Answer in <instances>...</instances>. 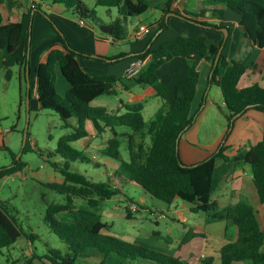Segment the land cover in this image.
<instances>
[{
	"label": "trees",
	"instance_id": "trees-1",
	"mask_svg": "<svg viewBox=\"0 0 264 264\" xmlns=\"http://www.w3.org/2000/svg\"><path fill=\"white\" fill-rule=\"evenodd\" d=\"M47 1L53 5H63L79 20H91L101 34L113 42L128 40L129 19L143 16L152 8L149 0H95L96 6L106 7L109 11L116 9L118 12L116 19L105 24L101 22L96 10L88 7L83 0ZM2 3L0 1V4ZM173 3V0H168L166 7L161 9L163 18L157 24V32L168 30L172 18L166 22V16L174 12ZM208 3L223 6L234 14L244 38L255 48L264 49V0H209ZM37 16L45 18L51 25L57 27L60 41L50 45L46 60L39 65L36 86L31 83L30 78V99L35 89L40 108L54 112L65 123L66 128L72 126L74 129L72 134L59 140L55 152V156L66 160L63 168L53 164L62 174L64 181L46 184L49 189L68 195L66 204L53 203L49 206L47 222L54 234L65 242L69 252L63 255L59 250L51 248L48 254L41 256L36 254L41 264H78L81 259L86 260L90 257L100 258L98 264H111L112 259H115L116 264H135L136 261L150 264H189L162 251L104 234L109 226L103 222L97 211L99 199L111 200L121 195L129 184L141 187L151 197L168 205L182 200L191 205L192 212L206 213L210 223L226 221L235 226L237 239L221 249V264L240 262L264 264V227L256 209L247 201L220 208L213 200L219 181L217 161L224 160L234 167L241 164L250 166L259 201L264 205V139L250 150L237 152L230 158L225 155L226 141L230 135L228 134L219 151L195 165L184 164L179 154V142L194 123L191 109L200 77L198 66L202 61L212 64L213 75L209 85L217 86L222 93L224 106L220 108L227 119L228 131L233 129L237 120L233 121V118L236 115H240L241 118L250 110L264 113V88L258 84L247 88L238 87L249 66L242 61L228 58L226 50L230 35L216 67L215 60L224 38L219 44H214L206 35L194 37L181 35L164 41L157 48H153L155 42L150 40L143 51L134 53L131 57H129L131 54L125 53L114 58L99 57L113 65L126 60H145L149 57L145 67L132 79L116 75H90L81 68L78 58L91 56L77 51L69 43L39 3L38 7L24 12L16 22L5 23L0 12V69L5 70L7 81L12 79L15 67L19 69L21 82L27 83L28 68L31 76L32 31ZM176 20L205 32L221 33L219 30L223 28L217 24L196 22L185 17ZM227 29L230 34V28ZM177 57L188 61V74L185 81L176 85L175 99L169 104L167 88L158 71L165 63ZM59 72L70 85L65 96L57 92ZM119 85L127 90L136 85L149 86L166 104L150 121H146L143 116L142 103L125 104L121 101L124 111L119 114H112L105 107L93 106V103L102 96H118ZM72 119L77 120L78 127L70 124ZM86 123L93 125V132L86 130ZM117 128H128L130 132L122 135ZM107 131L112 134V138L102 151V155L118 164L114 171L119 181L112 182L108 179V182H94L78 173H72L69 170V161L89 160L86 154L75 149L72 144L93 135L95 138L102 136ZM147 139L151 143L149 147L146 146ZM124 145L128 158L122 153ZM23 167L21 162L15 161L13 166L1 168L0 180L20 172ZM73 197L87 198L89 207L76 209L72 204ZM127 199L132 201L130 198ZM127 217L131 219V213L127 214ZM23 236L34 244L36 237L33 234L26 235L6 203L1 202L0 255ZM198 236L199 234L190 228L182 244H187ZM19 263V260H11L6 264Z\"/></svg>",
	"mask_w": 264,
	"mask_h": 264
},
{
	"label": "rangeland",
	"instance_id": "rangeland-1",
	"mask_svg": "<svg viewBox=\"0 0 264 264\" xmlns=\"http://www.w3.org/2000/svg\"><path fill=\"white\" fill-rule=\"evenodd\" d=\"M0 1L3 2L0 4V11L6 19L12 20H15L14 12L29 11L31 8L38 7V4L41 3L42 10L54 20L69 43L77 51L86 55H89L87 52L93 49H101L107 52L112 48L110 44L95 40L104 36L94 22L85 20L87 27H82L77 17L72 14V11L67 10L66 14L68 17L55 13L54 5L50 1ZM83 1L88 7L96 10L102 23H110L118 16L116 9H111L113 11V14H111L108 8L96 6L95 0ZM149 1L152 3L151 9L161 10L166 7L168 0ZM183 1L185 3L183 2L182 5L187 10L206 17L200 7L206 6L209 0ZM56 8H62L66 11L63 5H56ZM159 18L160 12H155L154 15L149 12L144 16L132 17L128 22V31L132 32L133 28L141 22L154 25ZM56 28L45 18L35 17L31 52L33 61H35L40 47L44 48L49 43L50 34L55 33ZM185 28H187L186 25L180 20L171 19L170 30L162 39L167 37L174 38L177 34L180 35V33L184 32ZM189 30L194 31L192 35L202 32L198 29ZM132 44H134L132 41L129 43L118 42V45L121 46L119 47L120 49L128 48ZM146 47L145 43L139 41V48L145 49ZM246 51L249 52L250 50L246 49ZM246 54L244 49L240 57L243 58ZM90 56L97 55L90 54ZM84 58H80L81 67L90 75H103L110 69L106 65H102L92 59L87 61ZM204 62L209 68L206 73H201L199 70L200 79L191 109L194 125L199 126L198 134L196 137L195 131L193 132L192 130L189 136L184 135L182 148L184 146H189L193 149H196V147L201 149L206 148V146L211 147L217 141L216 139L220 137L216 146V150L218 149L217 151H219L230 132L227 129L226 117L220 108L223 104L222 93L217 86L211 87L209 85L212 64ZM18 70L17 67L13 68V77L10 81H7L5 79V70L0 69V169L13 166L15 161L21 162L24 167L20 172L0 180V203H6L10 213L16 217L26 235L33 234L36 240L34 244H30V241L25 236L21 237L14 246L3 251V254L0 255V264H6L11 260H19V264H41L40 260L35 256L36 254L38 256L48 254L51 248L59 250L63 255L69 252L65 242L54 234L47 222L49 206L53 203L66 204L68 195L57 193L46 187V184L62 183L64 181L62 174L54 168L53 164H58L61 166L59 168H63L66 160L58 155L55 156V152L58 148L59 140L66 135L72 134L74 129L72 126L66 128L65 123L57 114L50 110L41 109L39 103L33 98L30 99L28 108V84L20 81ZM67 88L68 83L59 73L57 92L61 96H65ZM121 101L132 104L143 103L145 105L143 116L146 121L154 119L158 109L161 107V101L151 87H137L132 94L123 92L119 96L106 95L96 100L93 106L107 105L110 110L115 109L112 114H119L122 109L120 107ZM117 108L120 109L118 110ZM70 124L79 126L76 119H72ZM118 129L117 131L122 135L130 132L128 128H121L120 131ZM86 130L93 132V125L86 123ZM25 135L27 136L26 143L24 142ZM111 138V134H106L102 140L100 138L94 140V137H89L73 143L72 146L86 154L89 160L69 161V170L94 182H108V179L112 182L119 181L112 165L115 161L109 160L102 155V151L107 147ZM146 144L147 147L151 145L149 139H147ZM125 149L124 145L122 153L125 158H128ZM247 167L251 177L252 170L250 166ZM116 184L114 185L119 186ZM230 187L232 188V186ZM123 195H126V197ZM121 197L130 198L132 201H128V199L122 201L120 200ZM99 200L97 211L102 216L103 222L109 226V229L104 231L105 235H111L125 242L137 243L154 250L167 251L163 246V248L159 247V245H166L167 241L171 242L172 245L170 247L174 249L185 246L182 241L189 228L202 229L205 227L207 231L209 229V225L207 226L208 215L206 213L192 212L190 205L182 200H178L173 205H168L151 197L141 187L134 184H129L121 195L111 200ZM236 202L237 199H231L228 204ZM72 204L76 209L87 208L89 207V200L85 197H73ZM129 213L132 215L131 219L127 217ZM161 216H165V218H161ZM223 224L213 227L218 232H216L218 235ZM223 240L224 238L221 240H219V237L213 238L211 245H205L203 238L195 240L193 247L197 249L194 252V259L190 260L191 263L187 260L188 263L207 264L210 262L211 264H221L220 247L227 243ZM99 261L100 258L90 257L86 260L81 259L78 264H98ZM110 263L116 264L115 259H112ZM135 264H150V262L136 261Z\"/></svg>",
	"mask_w": 264,
	"mask_h": 264
},
{
	"label": "crops",
	"instance_id": "crops-1",
	"mask_svg": "<svg viewBox=\"0 0 264 264\" xmlns=\"http://www.w3.org/2000/svg\"><path fill=\"white\" fill-rule=\"evenodd\" d=\"M183 2L185 3V1H183V0H181L177 3H173L172 10L175 13H177V14H179V15L187 18V19L196 21V22H209V23L217 24L223 28H230V34H229L230 38H229V43L227 46L226 54L230 60L235 59L238 61H242L249 66L248 71L241 78L238 87L239 88H247V87H250L254 84H258L264 88V49L260 50V49L255 48L251 42L247 41L244 38L242 31H241V28L238 24V19L236 18V16L234 14H232L230 11H228L223 6H216V5H211V4L207 3L206 6L204 5L203 7H200V10L204 11V14L206 16V17H203L202 14H196V13H193V12L187 10L185 8V6L182 5ZM24 12H21V13L19 11L14 12L13 15L15 16V20L6 19L4 17L5 23L18 21L20 19L19 16L20 15L22 16V14ZM54 12L68 17V15L66 14L67 10L65 11L62 8H56V5H54ZM149 12L152 15H154L155 12L156 13L160 12V18L158 20H156L154 25H148L144 22H141L140 24L136 25L133 28L132 32H129V39L124 41L126 43L127 42L129 43L130 41H132V42H134V44H132L128 48L120 49L119 47H121V46L118 45V42L110 43V41H109L110 39H108L107 37L104 36L103 38H96L95 40L98 42L107 43V44L112 45V48H110L107 51L108 53L106 51L101 50V49L100 50L99 49H93L92 51L87 52V54H89V55L93 54V55H97L98 57H103V58H114L115 56L122 54V53L130 55V54H134V53L141 52L144 50L142 48H139V41L140 42L142 41L143 43H145L148 46L150 40H152L153 42H155L153 48H157L164 41L172 40L178 36H181L182 34H185L183 36H190V37L206 35L209 37L211 42L214 44H219L222 41V39L224 38V34H223V32H221V30H219V31L222 34L221 33L205 32L199 28L189 26L187 23L181 21L187 27V28H185L184 32L180 33V35H178L176 33L177 35L174 38L167 37V38L162 39V37L170 30V23H169V28L167 31L157 32L158 31L157 30V24L162 20L163 13L161 12V10H158V9H151L147 13H149ZM110 13L113 14V11L111 10ZM147 13L145 15H147ZM192 16H194V17H192ZM171 18L172 19H179V18H175V17H171ZM77 20H79V19H77ZM79 24H80V22H79ZM81 26L87 27L86 23H85V25H81ZM142 26H146L149 29V32L146 33L141 38H136L135 37L136 33L140 30V27H142ZM189 29H198L202 32H198L197 35H192V33L194 31L192 32ZM49 39H50L49 43L47 45H45L44 48L40 47V49L38 50L39 52L36 54L35 61L32 60V54H31V58H30L31 59V76H30V78H31V83L34 84V86H36L37 69H38L39 65L46 60L47 54L50 50V48H49L50 45L59 43V41H60L58 34H57V31L53 34H50ZM244 49H245V52L247 54L245 55V57L242 58L240 56H241V53L243 52ZM246 49L250 50V51L247 52ZM31 52H32V50H31ZM129 57H131V56H129ZM80 58H83V57H80ZM80 58H78V62H79V65L81 66ZM84 59L87 61H91V59H92V60H94V61H96L102 65H106L108 68H110L103 75H116L118 77H124L127 79L133 78V76H131V69H132L136 60H132V59L126 60L120 64H114L113 65L110 62L102 61L99 58L85 57ZM199 66H198V70H200L201 73H206L208 71L209 67L207 64H205L204 61H202L199 64ZM200 72H199V74H200ZM187 74H188V61L184 58H181V57H177V58H174V59L168 61L159 69L158 75L167 88V103H169V104L173 103V101L175 99L176 85L180 82L185 81ZM60 75L62 76L61 73H60ZM58 76H59V74H58ZM199 79H200V77H199ZM209 80H210V78H209ZM65 81H66V79H65ZM66 83H68V82L66 81ZM128 85H130V84H128ZM137 87H141V86H138V85L132 86L130 88V90H127V89L123 88L122 85H119L117 88L118 94L120 95L123 92L132 94ZM147 87H149V86H147ZM65 88H66V86H65ZM142 88H145V87H142ZM69 89H70V85L68 83V88L66 90L68 91ZM67 91H66V93H67ZM155 93H156V91H155ZM156 95H157V93H156ZM102 97H104V96H102ZM102 97H100V98H102ZM32 98L37 101V94H36L35 89L33 91V95L31 97V99ZM158 98L161 101V107L158 109V112H159L161 109H163V107L166 103L159 96H158ZM123 102L125 104H132V103L125 102V101H123ZM143 106H144V109H143V112H144L145 111V105L143 104ZM222 106H224V103L222 104ZM222 106H220V107H222ZM99 107H105L111 113L115 110V109L110 110L107 107V105L106 106H99ZM120 107H122V103H121ZM123 111H124V109L122 107V109L119 111V113H121ZM194 124L195 123H193V125L189 128L187 133L184 135L189 136V133L193 130V132L195 131V134L197 137L199 126H196ZM227 126H228V122H227ZM120 129L121 128H119L118 130L120 131ZM196 130H197V132H196ZM106 134H111V133L109 131H107L102 136H97L95 138V136L93 135L92 138L94 137V140H96L97 138L98 139L100 138L102 140V138L103 139L105 138ZM223 134H225V133L223 132ZM229 134L230 135L226 141L227 151L225 152V155L227 157L232 158L236 155L237 152H246V151L250 150V148L252 146H255L256 144L262 142L264 139V113H262L260 111H256V110L248 111L244 116H242L241 118L236 120L235 125ZM184 135L182 136V138L179 142V154H180L181 161L186 165H195V164H198L200 162H203L207 158H209L211 155H213L215 152H217V150H218V149L216 150V146L218 144V140H220V137H218L216 139L217 141H215V143H213V146H211V147L206 146V148H204V149L196 147V149H193L189 146L188 147L184 146V148H182V141H183ZM111 136H112V134H111ZM190 143H192V142H190ZM112 165L115 169L118 168V164L112 163ZM217 168L219 171V181H218V186L216 188V191L213 195V200L219 204L220 208H225L228 205L237 204L240 201H247L259 213L260 222L264 227V205H262L259 201L258 194H257V191H256L255 186H254L253 175L251 177L249 176L247 165L241 164V165H237L234 167L230 163H225L224 160H218L217 161ZM230 186H232V188ZM217 191H218V193H217ZM123 196H125V195H123ZM125 197L124 198L121 197L120 200H122V201L127 200ZM231 199L232 200L237 199V202L228 204V201ZM177 201H175L173 204H175ZM190 210H191V205H190ZM207 223H208L207 226L209 225V229H208V231H210L209 234H207L208 231L206 230L205 227L202 229L191 228V229H194L195 233L199 234V236L194 238L191 242L184 244L185 246H183L181 248L178 247V248L174 249V248L170 247L172 245L171 242L167 241V244L165 242H162V243H165L166 245H159V247L163 246L165 248V250H167V251H162V252L169 254L171 256L180 258L186 262H188L187 260H189V262L191 263L190 260L194 259V257H193L194 252L197 249L196 247H193V243L197 239L203 238L205 241V245L206 244L211 245L210 243H213V238L219 237V240L224 238L223 241H225L227 243H224L223 245H221L220 252H221V249L226 244L236 241V239H237V228L235 226H234V228H232L233 225H231L230 223H228L226 221L217 222L219 224L224 223L223 227L221 229V232L219 231V235H218L217 234L218 232L213 227H216L219 224H217L216 222L210 223L208 221V218H207ZM203 234H206V235H203ZM156 235L158 236L157 233H156ZM216 235H218V236H216ZM30 244H32L31 241H30ZM237 264H250V263L240 262Z\"/></svg>",
	"mask_w": 264,
	"mask_h": 264
},
{
	"label": "water",
	"instance_id": "water-1",
	"mask_svg": "<svg viewBox=\"0 0 264 264\" xmlns=\"http://www.w3.org/2000/svg\"><path fill=\"white\" fill-rule=\"evenodd\" d=\"M171 17H175V18H179V19H182L183 17L175 12L173 13H169L167 14L166 16V22H168L170 20ZM195 23V22H193ZM221 32H223L224 34V41H223V44L221 46V48L219 49V52H218V55H217V58L215 60V64L214 66L216 67L220 61V58H221V55L224 51V48H225V45H226V42L229 38V30L227 28H222L220 29ZM30 41H31V38H30ZM133 54H131L130 56H132ZM93 58H99L98 56H91ZM30 58V50H29V53H28V59ZM212 75H213V72H211V75H210V78H212ZM26 78H27V84H28V95H27V106L29 108V103H30V87H31V83H30V70L29 68L27 69V75H26ZM240 117V115H236L234 118H233V121H235L236 119H238ZM232 128L229 130V132H231ZM26 140H27V136L25 135V139H24V142L26 143Z\"/></svg>",
	"mask_w": 264,
	"mask_h": 264
},
{
	"label": "built area",
	"instance_id": "built-area-1",
	"mask_svg": "<svg viewBox=\"0 0 264 264\" xmlns=\"http://www.w3.org/2000/svg\"><path fill=\"white\" fill-rule=\"evenodd\" d=\"M179 1H181V0H173L174 3H177ZM79 22H80L81 25H85L84 21L80 20ZM148 32H149V29L146 26H142V27H140V30L136 33L135 37L136 38H141ZM109 41H110V43H114L113 40H109ZM148 60H149V57L146 58L145 60H141V59L136 60L134 65H133V67H132V69H131V76L134 77L135 75L139 74L140 71L147 64ZM161 218H165V216H161Z\"/></svg>",
	"mask_w": 264,
	"mask_h": 264
}]
</instances>
